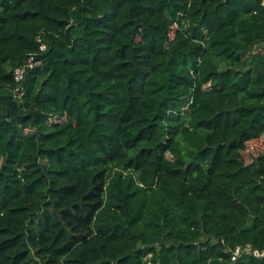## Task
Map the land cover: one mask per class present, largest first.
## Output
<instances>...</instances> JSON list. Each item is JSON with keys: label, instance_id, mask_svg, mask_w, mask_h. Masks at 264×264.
<instances>
[{"label": "trees", "instance_id": "trees-1", "mask_svg": "<svg viewBox=\"0 0 264 264\" xmlns=\"http://www.w3.org/2000/svg\"><path fill=\"white\" fill-rule=\"evenodd\" d=\"M262 136L264 0H0V264H264Z\"/></svg>", "mask_w": 264, "mask_h": 264}, {"label": "built area", "instance_id": "built-area-1", "mask_svg": "<svg viewBox=\"0 0 264 264\" xmlns=\"http://www.w3.org/2000/svg\"><path fill=\"white\" fill-rule=\"evenodd\" d=\"M45 45H40V50H43ZM37 64V62L33 61L32 58H28L27 62H24L22 65L18 66L14 69V77L16 81H21L23 79V75L25 70L32 65ZM255 258L264 260V249H259L251 246L250 244L245 245H236L233 249L230 250V260L236 261L240 258Z\"/></svg>", "mask_w": 264, "mask_h": 264}, {"label": "rangeland", "instance_id": "rangeland-1", "mask_svg": "<svg viewBox=\"0 0 264 264\" xmlns=\"http://www.w3.org/2000/svg\"><path fill=\"white\" fill-rule=\"evenodd\" d=\"M262 153H264V136L246 142L245 149L241 152L245 163Z\"/></svg>", "mask_w": 264, "mask_h": 264}]
</instances>
